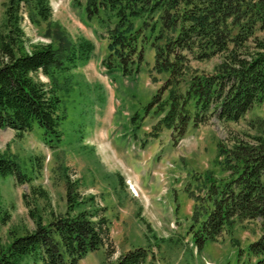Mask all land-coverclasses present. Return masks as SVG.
<instances>
[{
  "label": "trees",
  "instance_id": "16d2710c",
  "mask_svg": "<svg viewBox=\"0 0 264 264\" xmlns=\"http://www.w3.org/2000/svg\"><path fill=\"white\" fill-rule=\"evenodd\" d=\"M51 16L49 0H7L0 31V128L12 129L21 140L36 124L43 128V143L54 149L64 140L62 123L68 112L61 92L68 84L66 75L89 62L96 45L49 23ZM86 17L108 39L102 60L106 74H139L147 47L155 48L154 68L168 77L154 100L160 102L167 94L170 112L176 114L182 104L185 108L193 102V112L178 113L179 137L191 121L198 125L214 116L237 122L264 102V42L257 41L258 31L264 30V0H87ZM25 18L35 26L49 23L52 27L44 36L51 40L30 43L23 29ZM218 54L224 59L214 73L190 65V60ZM256 139L257 148L235 146L236 164L227 154L228 167L237 169L217 189L213 207L205 213L199 232H194L193 240L201 247L218 240L236 219L264 217V126ZM0 175H12L20 185L30 181L9 155H0ZM31 191H38L49 205L45 191L33 187ZM96 199L84 198L67 179L66 212L51 213L44 222L30 209L34 230L21 235L11 231L10 242L0 248V264H18L25 256L42 264H81L91 252L103 248L111 252V221ZM7 216L0 207V225L7 223ZM145 225L148 238H156L150 224ZM249 251L255 264H264V229ZM152 257L150 248L135 247L114 264H150Z\"/></svg>",
  "mask_w": 264,
  "mask_h": 264
},
{
  "label": "rangeland",
  "instance_id": "374dc122",
  "mask_svg": "<svg viewBox=\"0 0 264 264\" xmlns=\"http://www.w3.org/2000/svg\"><path fill=\"white\" fill-rule=\"evenodd\" d=\"M49 1V23L73 37L93 40L96 49L89 62L66 75L67 85L62 78L68 113L59 147L48 148L43 143V128L36 124L21 140L12 129L0 128V155L13 157L30 180L20 185L12 175H0V207L8 214L7 223L0 225V248L10 242L11 231L21 235L34 230L30 209L44 222L51 213L66 212L68 179L84 198L96 196L111 221V252L106 248L91 252L81 264H114L135 247L152 250L150 264H255L249 245L260 237L264 217L236 219L218 240L203 247L193 236L213 207L215 192L237 169L228 167L227 154L236 164V145L257 148L256 138L264 126V102L237 122L214 116L198 125L191 121L186 134L179 137L178 113L193 112V102L185 108L182 104L176 114L170 112L167 94L160 102L154 100L168 77L154 68L155 48L147 47L139 74H106L102 60L108 39L102 28L88 21L87 0ZM6 4L7 0H0V31ZM49 23L35 26L25 18L22 24L30 43L51 40L44 36L45 29L48 32L52 27ZM257 41L264 42V30L258 31ZM255 44L251 42L252 48ZM223 59L218 54L203 61L190 60V65L211 74ZM32 187L46 192L49 205L38 191L32 193ZM146 223L156 238H148ZM35 261L25 256L18 264H42Z\"/></svg>",
  "mask_w": 264,
  "mask_h": 264
}]
</instances>
